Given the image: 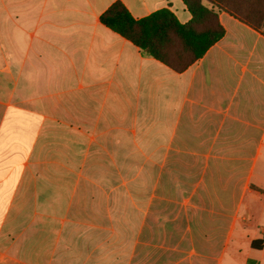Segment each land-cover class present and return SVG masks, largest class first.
<instances>
[{
    "label": "crops",
    "instance_id": "obj_1",
    "mask_svg": "<svg viewBox=\"0 0 264 264\" xmlns=\"http://www.w3.org/2000/svg\"><path fill=\"white\" fill-rule=\"evenodd\" d=\"M116 1L0 0V264H264V27L176 72Z\"/></svg>",
    "mask_w": 264,
    "mask_h": 264
},
{
    "label": "trees",
    "instance_id": "obj_2",
    "mask_svg": "<svg viewBox=\"0 0 264 264\" xmlns=\"http://www.w3.org/2000/svg\"><path fill=\"white\" fill-rule=\"evenodd\" d=\"M182 1L192 15L185 23L169 7L135 18L119 0L101 14L100 20L176 72L188 69L225 35L219 17L222 12L254 29L264 27V0Z\"/></svg>",
    "mask_w": 264,
    "mask_h": 264
}]
</instances>
